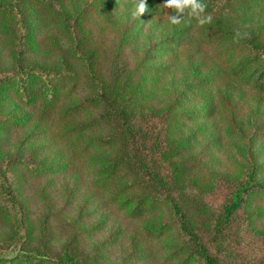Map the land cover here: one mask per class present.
I'll return each mask as SVG.
<instances>
[{"label":"trees","instance_id":"obj_1","mask_svg":"<svg viewBox=\"0 0 264 264\" xmlns=\"http://www.w3.org/2000/svg\"><path fill=\"white\" fill-rule=\"evenodd\" d=\"M256 1L199 0L210 22L194 24V17L180 13L178 33L184 39L148 43L152 35L144 33V25L159 9L156 0H146L140 18L130 15L135 0H0V221L22 247L13 257H0V264H104L105 251L124 237L122 231L83 248L102 224L86 222L82 213L67 215L70 220L62 223L61 214L83 188L91 191L92 212L107 209L128 224L126 230L136 225L141 236L166 243L171 263L226 262L240 211L264 197V27L247 24ZM117 4L124 6L121 19L131 21L111 39L113 56L111 47L94 41L88 22L92 10L105 13ZM195 40L203 49L187 53L182 78L170 63L153 62L166 45ZM127 44L144 46L145 55L133 64L123 61ZM36 54L54 61L40 65ZM213 81L216 89L209 94ZM245 96L255 106L237 118L233 100ZM226 108L227 126L219 128ZM32 121L52 156L36 163L25 155L6 160L4 144ZM221 134L244 161H237L241 173L216 208L205 191L218 172L203 175L201 167L209 168L204 158L220 144ZM17 172L25 182L46 178L42 184L34 180L36 196L51 200L43 201V213L32 212L31 202L21 197ZM57 178L64 180L60 188L69 179L76 182L58 210L49 190ZM245 264H264V252Z\"/></svg>","mask_w":264,"mask_h":264},{"label":"rangeland","instance_id":"obj_2","mask_svg":"<svg viewBox=\"0 0 264 264\" xmlns=\"http://www.w3.org/2000/svg\"><path fill=\"white\" fill-rule=\"evenodd\" d=\"M159 1L160 0H156V3L160 6L159 9L154 12L153 20L151 21V23L144 25V33H146L147 36L149 34L152 35V39L147 42H168L171 39L177 40L179 36L184 39L186 35H179L178 33L179 30H182V25H170L169 23V17L175 14L174 10L165 8L163 3L161 2L160 4ZM123 7V5L117 4L115 6L116 9L109 7L106 9L107 11L105 13L103 12V10L98 11L95 9L90 12V15L92 16L89 18L90 20L88 22L90 34L94 37V41L99 43L105 49H108L110 47L112 49L114 47V44L111 40L113 36L119 37L121 28L125 26L126 23L130 24V19H121V12H124ZM248 12L251 18L247 20V24L252 29L264 27V0H258L256 1V4H252V7ZM242 14H244V12ZM195 23L196 20L194 21V24ZM142 39L143 38L141 37L138 39V41H143ZM180 43L182 42L180 41ZM2 45V47L6 45L5 41H3ZM165 48H167L166 53L162 57L154 58L153 62L158 63V66H161L166 62L170 63L173 68V74H175V76H178V78L180 79L183 77V70L186 69V66H189L187 65V53L198 50L201 51L203 49V45L200 40H195L191 43H188L187 45L177 46V44L175 43L169 46L166 45ZM145 50L146 49L144 48V46L141 47V49H138L132 44H127V46H125L121 51V58L123 59V61H127L133 64L137 59L142 58L145 55ZM110 53H113V56H115L113 49L112 52L111 50L108 51L109 55ZM209 54L210 52L207 56H209ZM34 61L38 62L40 65H46L51 64L54 59H52L50 55L36 54L34 55ZM168 80H170V77L168 78ZM212 84V88L207 92L209 94H212V92H214L216 89V82L213 81ZM249 97L250 96H245L242 99L241 97H236L233 100V103L237 107L236 112L239 113V117L237 118H240L243 113L249 112L252 109L250 108V106H255L254 103L249 101ZM225 113L226 114H219L218 119H220V121L217 123L219 128L223 125L225 127L227 126L229 118V111L227 110V108L225 109ZM200 120L204 121L205 119L201 118ZM33 123L34 122L32 121L28 124H25L22 128L16 129L15 133H13L10 137L11 142L4 144L2 153L7 155V157H4L6 158V160L12 157H21L22 155H25V157L32 156V159L35 161L34 163L41 159H50V157L52 156L51 151L45 149L48 148L49 141L44 139L42 136L39 137L40 134L34 131ZM216 133L219 134V130H216ZM4 140H6V135ZM227 141L228 139L222 136V141L220 142V144L218 142L214 148L212 147L211 152L207 155L208 160L207 157L204 158V160L208 162L209 168L205 167L204 169L203 167H201V173L203 175H209V170L218 172L217 177L215 176L217 181L208 184L206 186L208 191H205L206 194L204 193L207 201L216 208L220 206V204L225 200L230 190L232 189L233 182L231 181H233L241 173L242 167L240 165L243 164L237 165V161H244L235 153L236 149L234 146L227 147L224 144ZM262 156L264 160V154ZM222 172L224 173V176ZM225 173L230 175V179L225 176ZM17 174L18 179H20L19 182L21 197L23 198V200L25 198L28 202H31L30 208L32 212L43 213V201L51 202V200L50 198L41 199L43 196H41L40 198L36 196V187L34 185V180L40 179V184H42V182H44L46 178H36L35 176L33 177V179L27 178L28 180H26L25 182L23 175L19 174V172H17ZM56 180L57 182H54L52 184V187H49V190L52 192L51 197L53 196V201L54 203H56V210H58L59 208H63V204L71 198L70 191L73 187H76V182H74L72 179H69L67 181V185H64L63 188H60V184H62L64 180H61L60 178H57ZM202 185H204L203 188L205 189V184ZM82 191V194H78L75 199H71V206L68 208V210L65 208L66 210H64L61 215H63L62 223L64 220H70V218H67V215L71 216L82 213L84 214L83 216L86 222H95V224L97 225L102 224V227H99L100 230L98 233L92 232L89 234V236H87V241L82 244L83 248L88 247L92 240H96V242L102 243L103 241L108 240L111 234H118L120 231H122L125 234L124 237L120 239L118 244L108 246L107 252L105 251L106 255L103 259L104 264H118L119 262H123V264H177L179 258L176 259L177 261H172V263L167 258V254L170 251L168 252L165 249L166 243L164 244V242L162 241H152L150 237L146 239L145 237L141 236L142 234L140 233V231L135 228L136 225H131L126 230L128 224L126 225L124 222H122L120 216L116 218L114 216V213H106L108 212L107 209L104 210V208H101L99 213L97 212V214L92 212V204L89 202L91 201V198L88 199L91 191L88 188H83ZM31 197H33V200L31 199ZM22 198H20V201H23ZM263 198L264 197L262 196L256 198L255 201H252V203L247 208L245 207L243 211H240L239 218L238 220H236L230 231L231 236L228 239L229 255L225 260L226 262H223V264H245V262L250 257L253 258L261 256L263 254ZM110 210L114 211L113 209ZM247 214L253 220L255 227H252L250 225L248 218H246ZM7 232H9V225H2L0 221V257H13L22 250L21 243L19 241H11L12 239L9 238V233ZM130 234H134L135 238H132ZM138 241L139 245L141 246L140 251L135 250V244ZM145 242L149 243L148 248L146 247ZM100 243H97V247H100ZM93 246L91 245V247ZM94 247L96 248V246ZM145 249H147L146 252ZM129 253L132 255L131 259L126 258ZM105 257L107 258V260L105 259ZM193 264L199 263L195 262Z\"/></svg>","mask_w":264,"mask_h":264},{"label":"clouds","instance_id":"obj_3","mask_svg":"<svg viewBox=\"0 0 264 264\" xmlns=\"http://www.w3.org/2000/svg\"><path fill=\"white\" fill-rule=\"evenodd\" d=\"M165 8L173 9L175 14L169 17L170 25L178 24L182 18L180 13L187 12V16L195 18L197 23L204 25L211 21L210 15H202L204 12V5L199 0H164ZM147 8L146 0H135L133 7L130 9V15L132 18H140L145 13Z\"/></svg>","mask_w":264,"mask_h":264}]
</instances>
